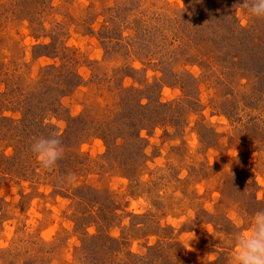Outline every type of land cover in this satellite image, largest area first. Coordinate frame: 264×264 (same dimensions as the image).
<instances>
[{
	"label": "rangeland",
	"instance_id": "rangeland-1",
	"mask_svg": "<svg viewBox=\"0 0 264 264\" xmlns=\"http://www.w3.org/2000/svg\"><path fill=\"white\" fill-rule=\"evenodd\" d=\"M38 122L83 138L53 170L30 151ZM257 211L264 18L238 0H0V264H81L100 231L139 264H230Z\"/></svg>",
	"mask_w": 264,
	"mask_h": 264
},
{
	"label": "clouds",
	"instance_id": "clouds-1",
	"mask_svg": "<svg viewBox=\"0 0 264 264\" xmlns=\"http://www.w3.org/2000/svg\"><path fill=\"white\" fill-rule=\"evenodd\" d=\"M238 7L254 18H264V0H238ZM30 151L45 170L55 169L64 156L59 136L34 137ZM247 223V230H238L228 237L232 249L230 264H264V211L252 214Z\"/></svg>",
	"mask_w": 264,
	"mask_h": 264
},
{
	"label": "trees",
	"instance_id": "trees-1",
	"mask_svg": "<svg viewBox=\"0 0 264 264\" xmlns=\"http://www.w3.org/2000/svg\"><path fill=\"white\" fill-rule=\"evenodd\" d=\"M236 38L237 35L234 34V39ZM47 47L49 46H45V48ZM75 80L76 79H73L72 83H74ZM131 94H133V92ZM46 102H47L46 106L53 112V108H52L53 102L52 103H49L48 101ZM166 106L167 105H162V104L160 105V107L162 108H165ZM136 107H137V111L141 114L143 113V111L147 110V107L142 105L141 102L139 103V106ZM78 120L79 119H75V118L71 119V121H78ZM139 121H144V120L140 119ZM33 126H32L33 128H31L33 130V134L31 135L33 138L45 135L46 132L51 133L50 134L51 137L58 136L55 128L52 127L50 124L42 125L40 124V122H38ZM22 131L24 133L29 132V130L26 129V127ZM66 135L67 136L63 138L59 136L61 142L63 141V139L64 140L66 139L65 144L64 143L62 144L64 150H67V146L69 148L73 147L72 145H76V143H81L83 140L81 136L77 135L72 130L71 133L69 131L68 133H66ZM101 139L104 140L109 147L108 138L104 136ZM1 158L4 160H9V157L6 156H2ZM88 250H92L96 252L94 254V257L89 256L87 252ZM76 253L79 254L78 259L81 264H102V261H104L103 264H118L119 262H117V260H121V259H124V262L126 264H139L145 262L144 258L142 259L137 254H134L133 252L125 248V241L110 237L109 235L101 231L97 235L87 234L82 241V246L76 249ZM98 254L101 255V257ZM85 259L87 261L86 263H85Z\"/></svg>",
	"mask_w": 264,
	"mask_h": 264
}]
</instances>
